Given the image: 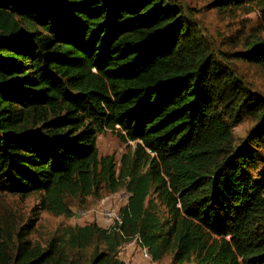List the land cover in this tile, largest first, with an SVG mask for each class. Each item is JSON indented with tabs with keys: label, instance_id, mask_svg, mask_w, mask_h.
<instances>
[{
	"label": "trees",
	"instance_id": "obj_1",
	"mask_svg": "<svg viewBox=\"0 0 264 264\" xmlns=\"http://www.w3.org/2000/svg\"><path fill=\"white\" fill-rule=\"evenodd\" d=\"M259 8L264 0L209 7ZM194 29V30H193ZM233 60L264 68V42ZM257 124L237 144L242 118ZM110 131L133 147L101 157ZM264 99L196 38L174 0H0V194H37L70 217L66 199L125 190L121 223L71 230V242L136 240L170 264H264ZM30 221L0 264H70L56 242L33 245Z\"/></svg>",
	"mask_w": 264,
	"mask_h": 264
},
{
	"label": "rangeland",
	"instance_id": "obj_2",
	"mask_svg": "<svg viewBox=\"0 0 264 264\" xmlns=\"http://www.w3.org/2000/svg\"><path fill=\"white\" fill-rule=\"evenodd\" d=\"M174 1L182 4L192 17L196 38L235 72L252 93L264 99V68L230 58L231 54L240 52L247 41L259 39L264 42V18L259 8L247 6L233 11H218L209 7L214 0ZM256 124L253 117L242 118L233 127L235 142L239 144L244 141ZM97 145L101 157L114 156L117 170L122 156L128 154L129 148L134 146L131 142H123L110 131L97 137ZM260 154L264 158V148ZM128 197L125 190H120L104 193L101 199L88 198L81 201L68 198L66 203L72 215L65 217L42 211L37 194L28 197L0 194V244H6V251L11 255L17 233L30 221H35V229L28 235L33 245L47 249L49 244L56 242L70 264H89L96 252L107 251L105 243L94 238L87 245L79 246V243L69 240V232L93 225L102 230H110ZM81 213H85V217H81ZM113 254V258L122 264L171 263L169 257L160 262L146 260L136 240L124 241Z\"/></svg>",
	"mask_w": 264,
	"mask_h": 264
},
{
	"label": "built area",
	"instance_id": "obj_3",
	"mask_svg": "<svg viewBox=\"0 0 264 264\" xmlns=\"http://www.w3.org/2000/svg\"><path fill=\"white\" fill-rule=\"evenodd\" d=\"M80 216H81V217H85V213H81ZM117 223H119V224L121 223L119 215L116 216V218H115V222L113 223V225L110 226V229H112ZM138 244H139V243H138ZM139 246H140V253L142 254V256H143L146 260H148V261H152V257H151V255L149 254V251H148L146 248H143L140 244H139Z\"/></svg>",
	"mask_w": 264,
	"mask_h": 264
}]
</instances>
